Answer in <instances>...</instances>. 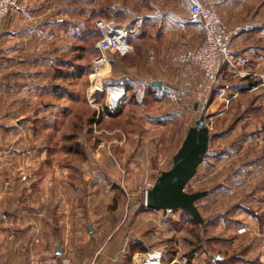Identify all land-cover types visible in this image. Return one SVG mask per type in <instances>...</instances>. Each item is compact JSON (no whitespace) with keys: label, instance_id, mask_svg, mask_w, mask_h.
<instances>
[{"label":"rangeland","instance_id":"1","mask_svg":"<svg viewBox=\"0 0 264 264\" xmlns=\"http://www.w3.org/2000/svg\"><path fill=\"white\" fill-rule=\"evenodd\" d=\"M54 7V37L30 48V55H45L38 58L44 62H6L11 51L5 19L0 22V222L25 229L32 219L36 228L37 212L44 217L43 242L35 240V229L20 243L28 246V258L17 250L16 263L57 254V243L77 264H138L154 251L164 254V264L172 255L190 259L196 250L231 254L236 221L257 210L246 204L251 177L245 169L253 153L264 151V134L250 133L247 113L234 112L213 78L180 65V52L196 47L173 44V71L153 72L148 35L136 44V0H54ZM101 21L124 29L130 52L96 47ZM102 56L107 60L99 65ZM180 69L192 75L182 89L162 94L151 86L136 94V75L175 86ZM120 90L125 93L115 107L111 97ZM192 132L196 142L206 141L184 187L195 196L194 212L145 208L147 192L167 180ZM253 178L260 185L261 177ZM11 210L18 215H8ZM139 243L147 249L140 251ZM111 249L118 251L114 263L105 258Z\"/></svg>","mask_w":264,"mask_h":264},{"label":"crops","instance_id":"2","mask_svg":"<svg viewBox=\"0 0 264 264\" xmlns=\"http://www.w3.org/2000/svg\"><path fill=\"white\" fill-rule=\"evenodd\" d=\"M193 1L136 0V44L141 36L148 35L153 72L169 73L173 71L171 67L173 44L177 48H183L188 45L197 47L202 43L204 27L201 21L191 13ZM200 1L206 8L216 9L228 25L239 28V32L234 35L231 42L232 59L230 63L221 61L215 69L211 82L217 84L215 86H218V94L228 92L229 100L234 104V112L244 111L247 113V122L251 123L249 125L254 129L250 133L253 134L256 131L262 137L264 134V0ZM20 4L22 9L6 17L2 23L4 36L8 40L11 51L6 62L10 64L35 62L38 61V58L45 57L42 54L30 55V48L34 44L38 45L40 40H46V37L51 38L55 35L57 11L54 9V0H21ZM138 28L139 31H137ZM139 32L142 34H138ZM13 53L18 54L12 55ZM44 61L41 59L38 62ZM136 76V94L151 86L160 93L166 94L172 88L180 90L182 89L181 85L192 82L191 73L185 69L177 70L175 77L173 75L175 86L168 84L160 76ZM225 79L229 81L228 85H225ZM154 80L161 81L162 86L160 88L155 86ZM240 119V116L235 118V125ZM262 141L264 142V140ZM247 165L251 167L245 169L248 178L251 177V179L250 181L246 180L248 183H245L244 186L249 190L248 194L251 199L246 204L249 206L248 208L257 210L248 211L245 217L236 221L238 225H236L234 235L230 238L234 244L231 254H212L206 250H196L195 254L193 252L190 254V259L187 256L179 259L176 255H172L174 260L168 264L177 261L179 264H222V260H228V264H264V151L253 153L252 158L248 159ZM256 175L261 177L260 185L251 183ZM33 186L29 184L26 185V188L31 190ZM10 188L15 190L14 185ZM258 192L260 195H257ZM22 209L25 208L22 207ZM24 211H26L25 219L29 214L28 210ZM13 212L18 215L15 210L8 211V215ZM3 217L7 218L8 216L3 215ZM19 217L21 216L19 215ZM36 218V228H33L34 220L31 218H28L31 220L28 221L29 225L25 229L8 226L7 219L3 224L0 222V264H21L16 263L17 250L20 249L24 250V255L28 258V246L26 245L27 247L23 249L24 246L20 243L23 240L26 242L31 240L35 236V229V240L43 242L44 226L41 224L44 220L43 213L37 212ZM88 229L89 233H94L92 228L88 227ZM56 245L61 247L59 243ZM105 246L106 241L97 248L95 253L100 256V253L102 254L105 250ZM123 251L125 252V250ZM20 255H23V251L20 252ZM117 255L118 251L111 249L105 258L114 263V257ZM216 255H219L221 260L215 261L214 256ZM98 256L95 258L96 261H98ZM137 256L141 255L137 254ZM134 258L136 260V254ZM86 261L89 263L91 260ZM103 262L105 263V260ZM103 262L101 264H104Z\"/></svg>","mask_w":264,"mask_h":264},{"label":"built area","instance_id":"3","mask_svg":"<svg viewBox=\"0 0 264 264\" xmlns=\"http://www.w3.org/2000/svg\"><path fill=\"white\" fill-rule=\"evenodd\" d=\"M21 0H0V22L6 17L13 15L21 10ZM191 13L198 18L204 27V39L202 43L194 49L181 51L178 57L180 65L194 66L200 70L207 79H212L217 65L221 62L230 63L232 59L231 42L235 34L239 32L238 27H230L219 15L216 9L206 8L200 0H194ZM100 38L96 47L102 52L118 51L125 54L131 51L132 46L124 29L120 26L112 25L106 21L99 23ZM106 58H98L97 64H102ZM111 88V87H107ZM113 89H118L112 87ZM119 90V89H118ZM121 96L116 98L120 100L124 96V90H120ZM112 99V97H111ZM115 107L117 105L114 104ZM144 257L138 259V264H164L163 253L159 251L149 252ZM139 258V257H138ZM219 255L214 257L217 261ZM29 264H77L70 256L66 254H53L47 256L33 257Z\"/></svg>","mask_w":264,"mask_h":264},{"label":"water","instance_id":"4","mask_svg":"<svg viewBox=\"0 0 264 264\" xmlns=\"http://www.w3.org/2000/svg\"><path fill=\"white\" fill-rule=\"evenodd\" d=\"M153 84L159 88L162 86V82L158 80H154ZM111 102L116 104L117 100L112 98ZM193 133H190L184 141L175 158V166L168 175L167 180L157 183L147 192L145 208L167 211L168 209L180 207L186 212H194L193 202L195 196L186 194L184 187L194 172L197 161L202 158L200 155L206 141H202L203 143L196 142L193 140ZM60 253L61 250L58 247L57 254Z\"/></svg>","mask_w":264,"mask_h":264},{"label":"trees","instance_id":"5","mask_svg":"<svg viewBox=\"0 0 264 264\" xmlns=\"http://www.w3.org/2000/svg\"><path fill=\"white\" fill-rule=\"evenodd\" d=\"M99 116H100V115H99ZM141 244H142V245H141ZM139 245L141 246V247H140V251L143 252V251H145V250L147 249V247H146L143 243H139ZM139 245H138V246H139ZM135 247H136V246H135ZM133 248H134V246H133V247H131V246L129 247V249H130L132 252L134 251ZM219 260H221V259H219ZM219 260H218V261H219ZM163 261H164V255H163ZM222 262H223L222 264H228V260H226V261L222 260Z\"/></svg>","mask_w":264,"mask_h":264},{"label":"bare ground","instance_id":"6","mask_svg":"<svg viewBox=\"0 0 264 264\" xmlns=\"http://www.w3.org/2000/svg\"><path fill=\"white\" fill-rule=\"evenodd\" d=\"M119 97H120V96H119ZM114 98H115V97H114ZM116 98H118V97H116ZM116 98H115V99H116ZM138 257H139V256H137V258H138ZM144 257H149V255H146V256H144ZM144 257H141V258H144Z\"/></svg>","mask_w":264,"mask_h":264}]
</instances>
